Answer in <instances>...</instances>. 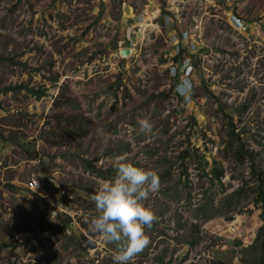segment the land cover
<instances>
[{"label": "rangeland", "instance_id": "374dc122", "mask_svg": "<svg viewBox=\"0 0 264 264\" xmlns=\"http://www.w3.org/2000/svg\"><path fill=\"white\" fill-rule=\"evenodd\" d=\"M185 148L220 164V183ZM120 157L160 177L129 264H264V0H0V264H113L86 221Z\"/></svg>", "mask_w": 264, "mask_h": 264}, {"label": "clouds", "instance_id": "9594fccd", "mask_svg": "<svg viewBox=\"0 0 264 264\" xmlns=\"http://www.w3.org/2000/svg\"><path fill=\"white\" fill-rule=\"evenodd\" d=\"M174 64L181 66L182 61L180 64ZM183 71L185 76L181 77L176 91L187 100L193 87L191 77H187L191 66L185 65ZM180 73L182 71L176 74L175 68L171 71L172 76L179 77ZM138 124V134L152 133L153 124L149 120L140 119ZM118 160L120 162L116 166V178L104 181L92 196L95 214L86 222L90 233L117 246V251L112 257L113 264H129L150 243L145 228L152 227L156 216L142 201L148 198L149 193L159 190L160 177L155 170H146L123 162V157Z\"/></svg>", "mask_w": 264, "mask_h": 264}, {"label": "trees", "instance_id": "16d2710c", "mask_svg": "<svg viewBox=\"0 0 264 264\" xmlns=\"http://www.w3.org/2000/svg\"><path fill=\"white\" fill-rule=\"evenodd\" d=\"M162 13L166 16L169 15V13L165 10L162 11ZM179 45V44H178ZM183 52H185L183 49H180L179 52L174 56V62L177 63V64H180L181 61H182V57H183ZM177 77V76H176ZM26 89L27 91L33 93L35 96L39 97L41 95H43L44 93V89L42 90H33L31 88H29L28 86L26 85H10V86H7L5 87V90H14L16 91L17 89ZM4 90V91H5ZM164 97L166 96L164 93L162 94ZM80 121V125L73 129L74 132H76L77 130H82V121L81 119L79 120ZM72 124H75L74 121H70ZM234 125H232V127L230 128V130L227 132L228 135L232 136V135H236L235 131H234ZM84 133V132H83ZM236 142L235 139H232L230 141V146L234 145V143ZM234 147V146H233ZM245 153H246V150L243 148V144L242 143H238L237 144V147H236V155H237V158L239 161H241L245 156ZM34 156H37L36 153H34ZM180 156H182L183 158L184 157H188V156H192V157H195V159L197 160V168L200 169L202 171V173H208V174H211V178L215 179L218 183H220V180H221V177L223 175V169H222V166L220 164H218L217 166V162L214 160L213 163H214V166H212L209 170H204L205 169V166L207 165V161H205L203 159V155L199 152L198 148H185L181 153H180ZM207 175V174H206ZM262 175H264V172H262ZM264 179L261 178V180L259 181V183H262ZM9 187L10 188H14V185L13 184H9ZM256 191H258V194H257V197L255 199V201H261L262 203V212H261V218L263 220L262 222V225H261V228H260V231H258V237H261V235H264V192L261 190L260 187H257ZM205 217H208L205 216ZM67 222H70V218L67 217ZM66 225V224H65ZM70 225V224H69ZM192 243V241H191ZM214 264H226L225 262L223 261H219V262H215Z\"/></svg>", "mask_w": 264, "mask_h": 264}, {"label": "built area", "instance_id": "2783aa9c", "mask_svg": "<svg viewBox=\"0 0 264 264\" xmlns=\"http://www.w3.org/2000/svg\"><path fill=\"white\" fill-rule=\"evenodd\" d=\"M174 54L173 55H176L178 52H179V45L175 46L174 48ZM191 68H192V64H190ZM182 71V70H181ZM190 72L187 73V76L189 75ZM176 74H178V71L176 72ZM180 75V74H179ZM181 75H184L185 76V72H183V74ZM25 186L27 187V189H34L35 187L38 186V182L36 179L34 178H31L30 180H28L26 183H25Z\"/></svg>", "mask_w": 264, "mask_h": 264}, {"label": "bare ground", "instance_id": "6f19581e", "mask_svg": "<svg viewBox=\"0 0 264 264\" xmlns=\"http://www.w3.org/2000/svg\"><path fill=\"white\" fill-rule=\"evenodd\" d=\"M155 15H156V14H155ZM155 15H153V16H155ZM153 16H152V17H153ZM152 17H150V18L147 19V20L152 19ZM147 20H144V21L141 22V28H142V31L138 34L139 38H141V37L144 36V31L147 29L148 26H149V28H150V25L148 24Z\"/></svg>", "mask_w": 264, "mask_h": 264}, {"label": "water", "instance_id": "95a60500", "mask_svg": "<svg viewBox=\"0 0 264 264\" xmlns=\"http://www.w3.org/2000/svg\"><path fill=\"white\" fill-rule=\"evenodd\" d=\"M127 50H129V48H128V47H126V48H123V49L121 50V53H122L123 55H126V53H127Z\"/></svg>", "mask_w": 264, "mask_h": 264}]
</instances>
